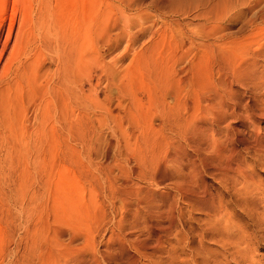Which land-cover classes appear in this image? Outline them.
<instances>
[{"label":"bare ground","instance_id":"1","mask_svg":"<svg viewBox=\"0 0 264 264\" xmlns=\"http://www.w3.org/2000/svg\"><path fill=\"white\" fill-rule=\"evenodd\" d=\"M81 1L28 0L18 11L12 10L3 39L0 26V264H139L141 258L158 264L153 259L156 254L168 256V247H175L182 238L174 226L181 214H176L173 200L162 196L154 204L149 191L123 189L117 195L121 202L117 232H110L104 250L89 252V236L83 232L81 221L86 209L81 190L75 184L63 186L64 176H56L46 158L52 142L75 135L79 138L82 119L90 106L108 111L102 100L112 98V88L122 116L134 122L141 133L145 128L142 119L146 111L134 112L136 109L131 111L125 104L130 96L125 97L128 77L121 66L125 55L119 51L123 42L121 0H109L107 10L102 11L93 0ZM218 1L217 7L214 1L213 7L209 4L210 10L217 11L216 19L239 10L238 5H246L245 0H233L225 6L226 0ZM253 1L257 5L261 2ZM111 9L117 11L112 18L116 35L113 44L109 43L104 18ZM256 9L257 19L264 22V2ZM254 22L250 19L248 25ZM94 33L99 35L98 45L106 44V51H99ZM207 35L201 39L189 36L188 47H177L175 51L181 55L192 56L180 66L181 76L173 77L170 87L163 86V94L149 99L160 121L161 140L170 147L159 149L164 150V157L156 165V173L160 179L171 176L177 200L205 216L201 220L203 237L213 239L224 250L205 248L212 264H220L227 256L237 264H263L254 259L250 246L251 239L260 241L263 237L249 234L248 226L234 224V218L240 215L228 211L219 190L232 189V196L237 197L260 196L258 206L247 215L258 231L264 229V183L255 171V166L264 168V73L255 64L264 41L252 58L237 62L231 50L234 40L226 42L221 33ZM208 37L213 40L208 41ZM217 41H225L228 49ZM150 42L136 50L135 59L141 77L155 83L164 73L157 70L156 58L153 61L156 44ZM158 44L156 51L160 53ZM114 52L115 57L106 58ZM96 60L106 75L103 87L107 92L102 100L89 95L97 91V79L88 93L83 89V81L92 74H84V79L81 74L84 69H92ZM208 62L211 68L213 64L217 67L218 75L202 84L200 66ZM134 101L139 102L133 98L130 103L135 105ZM137 103L134 108L140 105ZM167 163L175 167L174 174L165 172ZM155 177L154 181L159 179ZM128 215L136 221L125 228ZM74 216L79 220L76 225ZM137 231L139 234L134 235ZM190 248L193 262L203 263L201 252L193 245Z\"/></svg>","mask_w":264,"mask_h":264},{"label":"rangeland","instance_id":"2","mask_svg":"<svg viewBox=\"0 0 264 264\" xmlns=\"http://www.w3.org/2000/svg\"><path fill=\"white\" fill-rule=\"evenodd\" d=\"M77 1L82 2L81 0ZM108 1L109 0H93V3L95 7L98 6L102 11L103 8L104 10L107 8ZM211 1H214L213 3L221 2L218 0H121V3H119V10H122H120V16L122 17L123 33V42L119 51L125 55L124 59H122L121 66L127 70L128 77L125 80L126 82L128 81L126 84V86H128L126 88L125 97L127 95L130 96L128 98L126 97L125 104L127 103L129 107L131 106V111L135 109L134 112L138 110H142L143 112L146 111L142 119L144 122L143 126L145 125L142 133L138 129L139 127L136 128L134 122L122 116V112L117 108L115 98H113V88L110 90L112 98L108 101L106 100V102L102 100L107 92V89L104 90L103 87L106 75L97 60L94 61L92 69H84L81 74L83 79L86 78L84 74L88 72L92 74L89 80L86 78L83 81L85 82L83 85L85 93L93 89L95 79H97V91L91 92L89 95L93 99L94 97H99L98 99L102 100L107 105L108 111L90 106L89 108L91 111L89 110L82 119L79 138H76L75 135V138H72L73 140L68 137L61 142H52L50 152L47 154L46 158H48L49 163L54 166L53 169L56 176H64L63 186L69 187V185H76L79 186L81 190L84 197L83 205L84 208L86 207L84 210V217L81 221L83 222V232L85 231V235L89 236L87 246L89 252L94 249H99L100 251L104 250V244L110 232L112 230L117 232L116 221L119 217L117 210L121 206V202L117 199L118 191H122L123 189L138 190L142 188V192L149 191L153 194L154 204H158L162 200V196L169 197L170 200L174 201V205L177 208L176 214H178L179 211L181 214L180 219L176 218V225L174 226H177L182 238L176 243V246L174 245L175 247H168V256H165L166 253L162 256L156 254V257L153 259L158 261V264H212L213 261L211 257L207 256L208 252L205 253V248L209 250L215 249L224 253V250H222L213 239L210 241L203 237L202 230H205V226L202 224L201 220L205 216L196 210L191 211L184 202L179 199L177 200L175 191L171 189L172 177L164 176V179H160L158 173H156L158 169L156 165L161 163L160 161L164 157V150L159 151V149H170V147L164 145L163 140H161V136L159 135L160 121L155 115L156 111L151 107V100H149L151 96L155 94H163V86L170 87L173 77L175 80L176 77L179 78L181 76L182 71L180 66L189 60L192 53H189V56L185 57V55H181L180 51L175 50L180 44H184L183 46L186 45L185 47H188L187 38H189V36L201 39L202 36L206 37L209 33H211V35L212 33H216V35L220 33L225 34L227 38L226 42H228V40H234V44L231 45L233 49L231 48V50H233L232 55L236 58L237 62H242L246 58H252L253 54L261 48L259 46L264 41V22L257 19L256 14L259 8H256L263 4L264 0H261L258 5L254 4L253 0H245L246 5L244 7L240 8V5H238L239 7H237V9L239 10H232L218 19L215 17L217 11L215 9H211L213 11L209 9L211 8L209 4H213ZM27 2L28 0H0V26L3 25L1 34L3 36L2 39L5 37V30L10 20L9 18L12 16V10L16 8L18 11L21 5ZM231 2L234 1L226 0L224 6ZM116 14L117 11L112 9L104 14L105 23L108 26L106 27L108 40L109 43L112 44L116 36L114 34V27H112V18ZM250 19L255 20L254 24L251 26L248 25ZM132 25L133 27H131ZM159 33L161 35L164 34L162 35L163 37ZM98 36V34L95 35L96 44L98 41L97 39H99ZM158 36H161V40ZM129 38H131V40ZM162 38L164 40L160 47L159 45L161 44ZM158 39L160 41H158ZM133 40L135 41L132 42ZM155 40H157L159 44ZM212 40L211 37H208V41ZM149 42L156 45L158 44V47L161 49L157 47L160 53L157 52L155 45L153 61L156 58L154 63L156 62L158 67L157 70L163 69L161 73L164 74L159 80L155 81V83L152 82L153 80H151L152 83L148 82L144 76L143 78L141 77L142 71H140L141 69L138 67V59H135L136 50L145 44H149ZM217 42H219L218 44L220 45L223 41ZM101 45H96L99 51H106V44L101 43ZM222 46L225 47L228 45H225L224 41L220 47ZM228 47L225 48L228 49ZM119 51L117 52L119 53ZM260 51L261 54L259 57H255V64L259 70L263 69L264 73V50L261 49ZM157 53L159 55H156ZM163 53L164 55H162ZM115 54L114 52L106 58L111 59L113 56L115 57ZM156 56L160 57L157 58ZM160 58H163V60ZM158 62L161 65L160 67L158 66ZM236 64H231V66ZM213 66L214 67L211 68L209 62L207 65L204 64V67L203 65L200 66L203 77L202 84H207L208 81L216 79L218 75L217 67L214 64ZM136 67L138 68L136 69ZM230 72V69L226 68V74ZM183 86L188 88V84L186 83H184ZM239 86L237 87L236 85L235 87L239 89ZM243 86L247 87V85ZM127 89L130 91H127ZM243 90L246 89L243 88ZM249 90L251 89L249 88ZM128 92H131L132 95H129L130 93ZM129 98L130 100H128ZM133 98L140 104L136 102L139 108H134L136 107L135 101V105L130 103ZM127 100L130 102H127ZM167 101L170 102L171 99L167 97ZM149 107H151V109ZM150 115L155 116L151 119ZM247 160L250 162L251 158L248 157ZM255 167L259 180L264 183V168L259 166ZM166 168V173L174 174L175 167L172 164L167 163ZM132 169L135 170L134 174L132 173ZM139 172L141 174H139ZM155 176L159 178V181L153 180L156 178ZM231 190H219L221 192L222 201L230 213L235 216L238 214L240 215V218L237 220L234 218V224L245 227L248 226L249 234L258 237L257 233H259V236L263 237V240L261 239L260 241L251 239L253 245L255 243L257 244L250 246L252 248L251 254L254 259L261 260L264 264V229L261 230L262 232L258 231L255 224H252L247 215L248 212L251 213L250 209L258 206L260 196H251L248 194L241 197L232 196L234 192ZM244 205H246V207ZM243 208L244 210L247 209V211L245 210V212H243ZM40 209L41 207L39 211ZM242 213H244V216ZM44 217L45 214L42 219ZM126 220L127 224L125 222L123 224L125 228L129 223L136 221V218L132 215H128L126 216ZM78 221V217L74 216L73 224L76 225ZM137 233L139 234L137 231L134 235ZM190 245H193V247L201 252V257L205 260L203 263L196 262L195 260L193 262ZM99 263L104 264L100 261ZM140 263L156 264L144 258H141L139 264ZM237 263L238 262H232V259L227 256L220 264Z\"/></svg>","mask_w":264,"mask_h":264}]
</instances>
